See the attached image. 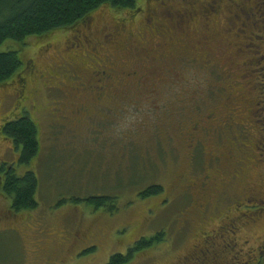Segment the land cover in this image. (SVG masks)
<instances>
[{"label":"rangeland","instance_id":"obj_1","mask_svg":"<svg viewBox=\"0 0 264 264\" xmlns=\"http://www.w3.org/2000/svg\"><path fill=\"white\" fill-rule=\"evenodd\" d=\"M145 1L135 0L137 6ZM252 1L251 5L257 1L264 7V0ZM261 10L262 13L254 9L252 20L243 22L241 35L245 32V36L239 33L238 39L243 52L230 65L223 53L215 55V64L210 63L179 37L172 42V50L153 51L154 43L164 39L149 35L140 15L126 28L137 42V46L130 45V51L129 46L116 49L110 41L103 42L101 55L83 46L76 49L75 35L79 37L81 33L71 28L55 30L40 39L30 38L21 47L13 41L2 43L0 51H17L22 66L17 76L0 85V124L4 116L14 118L27 112L37 127L40 152L29 165L17 164L20 149L0 136V164L16 162L18 175L32 170L38 180L37 207L33 210H12L11 199L0 192V264H105L112 254L126 253L135 241L150 238L160 230L165 232L163 241L139 250L127 264H174L188 254L200 238L199 228L210 227V216L203 220L202 212L193 209L195 213L185 219V211L191 210V201H196L200 193L196 189L186 192L188 184L180 177L183 173L194 177L201 169L189 172L181 130L197 112L214 108L218 112L217 125L226 121L227 117H222L226 111L222 109L220 113L217 107L224 104L230 72L235 79L231 86L237 98L243 97L244 104H238L242 110L234 120L238 121L240 115L249 118L255 127H249L251 138L258 129L264 131V9ZM126 15L125 11L102 6L92 13L89 31L93 29V36L104 40L107 30L103 27L109 26L112 18ZM164 19L171 22V18ZM215 21V31L224 32V25ZM198 27L195 21L192 38L199 35ZM180 34L178 29L177 36ZM70 55L82 59L77 69ZM31 61L36 73L29 76ZM96 62L103 64L96 68H106L105 83L112 89V94L98 104L89 101L93 98L87 91L78 93L74 89L80 82H95L88 68L91 70ZM18 81L22 86L27 82L25 93ZM80 107L86 111L81 118L82 114L73 112ZM224 130L217 128L210 134L213 142L217 132ZM222 136L227 139L225 134ZM239 141L242 136L234 157L247 158L248 152L244 153ZM226 150L223 143L217 155ZM249 154L246 167H251L255 153ZM220 167L223 177L230 179L240 165L222 159ZM153 184L161 185L162 192L139 196ZM239 193L240 190L236 192ZM86 195H114L117 209L108 212L71 201V197ZM221 205L211 204L208 213L212 215ZM215 219L212 216L210 222ZM254 231L264 235V225ZM92 246L94 251L84 253ZM224 251L230 248L224 246Z\"/></svg>","mask_w":264,"mask_h":264},{"label":"flooded vegetation","instance_id":"obj_2","mask_svg":"<svg viewBox=\"0 0 264 264\" xmlns=\"http://www.w3.org/2000/svg\"><path fill=\"white\" fill-rule=\"evenodd\" d=\"M149 1H145L138 13L141 16L139 18L141 23L148 28L149 35L152 34L164 40L169 38L167 42L161 40V42L154 43L153 51L172 50V42L179 37L184 42L186 41L194 51H199L200 55L204 54L208 61H212L216 54L227 55L224 60L229 61V65L234 57L240 56L243 52L240 41H238L239 33L242 34L243 22L252 20L254 9L260 13H262L261 8L264 9L260 6L261 3L257 1L251 5L252 0ZM171 10L173 13L170 12ZM138 14L128 19L115 17L117 20L123 21L125 25L120 31L117 30V23L115 22L113 26H104L103 29L107 30V37L103 38L104 40L101 37H94L91 32L93 29L89 31V28L92 27L90 20L83 27L86 31L81 33L79 37L75 35L74 45L78 46L76 49L83 46L88 48L90 52L101 55L100 50L103 47V42L110 41L116 49L129 46L128 51H130V45L135 43L137 46V42L126 30L128 25L126 20L135 22ZM164 17L171 18V22H166ZM215 20H219L224 25V32L215 31L212 27V22H216ZM195 21L199 23V31L197 32L199 35L192 38V26L194 27ZM167 25L169 29L166 27ZM178 29L181 31L180 36H177ZM241 36H245V32ZM239 48L240 50H238ZM262 48L264 51V43ZM215 50L217 51L214 52ZM72 55L68 56L70 57L69 60L77 69L82 59ZM210 63L215 64V60ZM102 65L101 62H96V66L92 67L91 70L88 68L95 82H80L74 88L78 93L87 91L93 98L89 101H93L95 104L105 100V96L112 94V89H109L108 84L105 83L106 75H108L106 68L104 66L96 68ZM28 70L29 76L36 73V66L32 61L28 63ZM132 74L136 75L137 72ZM127 75L130 76L131 73L128 72ZM157 76L159 77V75ZM227 76L229 88L224 90L222 99L224 104L217 107L220 113L222 109L226 111V115L223 114L222 116L227 117L226 121L224 120L225 122L221 126L217 125V118L215 119V117L218 112L214 108L205 112H197L194 119L186 126L183 125L181 130L188 150L189 172L193 174L197 167L201 169L194 177H186L184 173L180 177L182 181L185 180L188 184L186 192L196 189L200 193L196 201L194 199L193 202L191 201V210L185 211V219H188L190 214L195 213L194 209L202 212L200 218L204 217L203 220L208 219L209 216L210 219L214 216L217 220L215 219V222L211 223L209 219L210 227L207 230L202 227L199 228L200 238L192 244L191 251L174 264H264V235L254 231L255 228L264 225V131L258 129L259 132L256 136L251 138L250 131H248L249 127H255L249 118L240 115L238 121L234 120V115L242 110L238 109V104L244 105L241 101L243 97H236L237 92L231 86L235 82L234 76L230 72L227 73ZM26 83L21 88L24 93ZM189 108L192 109V106ZM73 112L78 115L82 114L81 118L86 111L80 107ZM217 128H224L225 130L221 133L220 131L217 132V140L213 142V136L210 134ZM234 129L241 131L237 132ZM223 134L226 135L227 139L224 140ZM241 136L242 141H239V145L245 150L244 153L248 152L247 158H235L237 156L234 152ZM206 142L207 149L205 147ZM223 143L226 144L227 150L217 155ZM252 152L255 153L254 156L252 154V165L246 167L251 155L249 153ZM204 154H206L205 159ZM222 159L234 160L240 165L233 171V174H230V179L223 177L220 167ZM238 190L240 193L236 194ZM190 194L193 195L187 193V195ZM217 202H221L222 205L210 215L208 213L209 206ZM202 223L204 224V222ZM224 246H228L231 252L234 251V254H230V251L225 252ZM233 260L237 261L234 263Z\"/></svg>","mask_w":264,"mask_h":264},{"label":"trees","instance_id":"obj_3","mask_svg":"<svg viewBox=\"0 0 264 264\" xmlns=\"http://www.w3.org/2000/svg\"><path fill=\"white\" fill-rule=\"evenodd\" d=\"M102 6L116 11H125L127 15L124 18L126 19L137 15L141 8V5L137 6L135 0H0V45L6 41H13L19 43L21 47L30 38L40 39L58 29L68 30L71 28L76 33H83L81 28L90 20L92 21V13ZM112 19L109 26L115 22L118 31L123 29L125 25L123 21ZM128 21L126 20V24ZM21 66L22 61L17 51L11 49L0 51V85L8 83L11 78L17 76ZM18 82L20 85H17L21 87L22 82ZM60 95L64 94L60 93ZM4 117L0 124V136L12 142L16 150L20 149L17 164L29 165L40 152L35 123L25 111L14 118ZM15 165L16 162L0 164V192L11 199L12 210L16 212L33 210L37 207L35 194L38 180L32 170L18 175ZM161 192L162 186L153 184L140 192L139 196L145 197ZM116 200L114 195L71 197V201L74 203L84 202L93 209L103 208L108 212L117 209ZM164 236L165 232L160 230L150 238H140L127 248L126 253L112 254L105 264H127L135 253L145 247L162 242ZM94 250L95 246H92L85 249L84 253ZM231 253L234 254V251L230 250Z\"/></svg>","mask_w":264,"mask_h":264}]
</instances>
